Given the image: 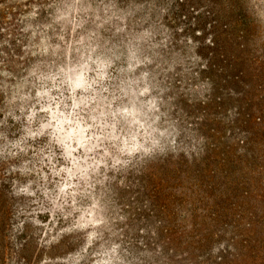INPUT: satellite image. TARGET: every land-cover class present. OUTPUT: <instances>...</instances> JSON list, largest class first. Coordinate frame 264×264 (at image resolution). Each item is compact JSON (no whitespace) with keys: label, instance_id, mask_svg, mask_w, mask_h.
I'll list each match as a JSON object with an SVG mask.
<instances>
[{"label":"rangeland","instance_id":"1","mask_svg":"<svg viewBox=\"0 0 264 264\" xmlns=\"http://www.w3.org/2000/svg\"><path fill=\"white\" fill-rule=\"evenodd\" d=\"M0 264H264V0H0Z\"/></svg>","mask_w":264,"mask_h":264},{"label":"trees","instance_id":"2","mask_svg":"<svg viewBox=\"0 0 264 264\" xmlns=\"http://www.w3.org/2000/svg\"><path fill=\"white\" fill-rule=\"evenodd\" d=\"M233 6V5H232ZM66 13L64 12V14L63 15H65ZM233 24H234V22H232ZM222 46H223V44H222ZM224 49H226V51H227V48L225 47V44H224ZM81 83L80 82H78L77 81V84L76 85H80ZM75 129H77V126L75 127ZM81 143L82 144H84L85 146H86V148L87 149H91V148H93L94 146H95V144H96V142L94 141V142H91V141H88V140H86L85 138H82L81 137ZM138 145L139 144H130L129 146H127V150H129V151H132V149L134 148V147H138ZM116 161H118V160H116ZM96 166H97V164H95ZM95 204H97V202L95 203ZM98 221H103V219H99ZM84 222H82V224H83ZM90 242H93V240L91 239L90 240Z\"/></svg>","mask_w":264,"mask_h":264}]
</instances>
